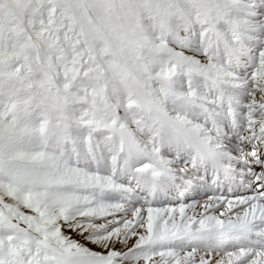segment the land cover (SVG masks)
Segmentation results:
<instances>
[{"label":"snow or ice","instance_id":"6c2138e0","mask_svg":"<svg viewBox=\"0 0 264 264\" xmlns=\"http://www.w3.org/2000/svg\"><path fill=\"white\" fill-rule=\"evenodd\" d=\"M0 264H264V0H0Z\"/></svg>","mask_w":264,"mask_h":264}]
</instances>
